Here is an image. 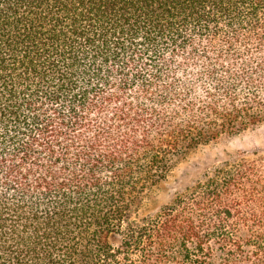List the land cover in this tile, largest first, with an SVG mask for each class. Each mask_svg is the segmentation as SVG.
I'll return each mask as SVG.
<instances>
[{
	"label": "trees",
	"instance_id": "trees-1",
	"mask_svg": "<svg viewBox=\"0 0 264 264\" xmlns=\"http://www.w3.org/2000/svg\"><path fill=\"white\" fill-rule=\"evenodd\" d=\"M264 0H0V264H264Z\"/></svg>",
	"mask_w": 264,
	"mask_h": 264
},
{
	"label": "rangeland",
	"instance_id": "rangeland-1",
	"mask_svg": "<svg viewBox=\"0 0 264 264\" xmlns=\"http://www.w3.org/2000/svg\"><path fill=\"white\" fill-rule=\"evenodd\" d=\"M262 146H264V125L199 147L181 160L170 175L153 188L147 197L146 208L156 209L166 203L181 182L194 177L208 165L223 160L228 155Z\"/></svg>",
	"mask_w": 264,
	"mask_h": 264
}]
</instances>
